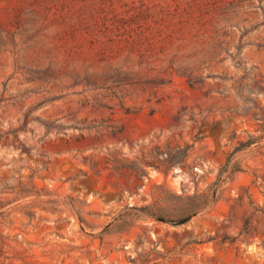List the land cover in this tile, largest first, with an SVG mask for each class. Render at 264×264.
<instances>
[{
  "label": "rangeland",
  "instance_id": "1",
  "mask_svg": "<svg viewBox=\"0 0 264 264\" xmlns=\"http://www.w3.org/2000/svg\"><path fill=\"white\" fill-rule=\"evenodd\" d=\"M0 264H264V0H0Z\"/></svg>",
  "mask_w": 264,
  "mask_h": 264
}]
</instances>
